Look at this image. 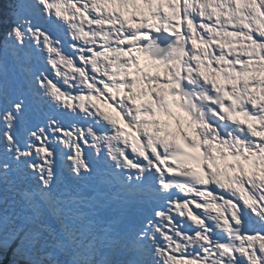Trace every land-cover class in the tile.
Listing matches in <instances>:
<instances>
[{
    "label": "snow or ice",
    "instance_id": "obj_1",
    "mask_svg": "<svg viewBox=\"0 0 264 264\" xmlns=\"http://www.w3.org/2000/svg\"><path fill=\"white\" fill-rule=\"evenodd\" d=\"M6 258L264 264V0H0Z\"/></svg>",
    "mask_w": 264,
    "mask_h": 264
},
{
    "label": "trees",
    "instance_id": "obj_2",
    "mask_svg": "<svg viewBox=\"0 0 264 264\" xmlns=\"http://www.w3.org/2000/svg\"><path fill=\"white\" fill-rule=\"evenodd\" d=\"M9 258H10V254H9ZM4 264H8V258H6V259L4 260Z\"/></svg>",
    "mask_w": 264,
    "mask_h": 264
}]
</instances>
